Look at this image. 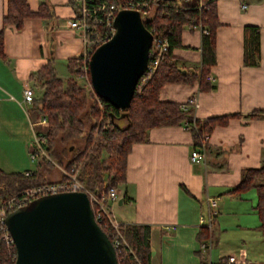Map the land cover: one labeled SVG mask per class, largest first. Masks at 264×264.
I'll list each match as a JSON object with an SVG mask.
<instances>
[{"label": "crops", "instance_id": "crops-1", "mask_svg": "<svg viewBox=\"0 0 264 264\" xmlns=\"http://www.w3.org/2000/svg\"><path fill=\"white\" fill-rule=\"evenodd\" d=\"M27 2L32 11L45 4L46 15L27 17L16 29L2 24L5 0H0L4 54L0 57V168L6 172L34 170L27 167L34 110L23 102V84H32L30 75L49 61L57 77H67L66 60L87 50L81 34L68 27L74 0ZM215 10L219 22L215 63L208 73L213 88L199 91L196 81L168 83L158 96L181 104L193 98L195 118L229 116L227 123L207 134L200 161L189 159L193 142L188 129L180 125L148 129L146 140L131 145L124 181L116 186L115 201L108 204L119 225H148L149 264H200L201 259L204 264H225L228 255L235 256L237 264H264V231L255 218V197L228 192L244 169L264 161V119L250 117L264 111V0H215ZM244 25L258 27L256 66L242 64ZM199 39V28L184 27L181 46L171 50L186 69L198 64ZM62 67L66 74L57 75ZM40 93L39 88L34 96ZM208 199L215 201L214 207L209 208ZM209 211H214L209 240L200 242L197 233L206 226ZM201 243L207 244L205 249H200Z\"/></svg>", "mask_w": 264, "mask_h": 264}, {"label": "trees", "instance_id": "trees-1", "mask_svg": "<svg viewBox=\"0 0 264 264\" xmlns=\"http://www.w3.org/2000/svg\"><path fill=\"white\" fill-rule=\"evenodd\" d=\"M107 1L117 4L123 0ZM197 3L198 0H155L152 14L143 21V25L153 37L167 42V50L160 56L152 75L140 87H137V81L125 110L117 109L95 96L89 85L87 70L88 85L77 82V74L83 71L82 60H87L91 51L67 59L68 76L63 79L55 75L50 61L30 75L32 85L41 89L40 95L34 96L31 108L47 120L43 132L45 155L63 169L77 167V178L95 195L124 181L126 155L133 143L146 140L148 129L180 125L189 130L194 148L214 126L227 123L229 116L195 118L191 98L181 104L161 100L158 96L160 88L168 83L192 84L196 81L199 91L213 88L205 76L215 63V28L219 25L215 0H199ZM45 10V4L32 11L27 0H5L2 24L20 29L25 18L44 16ZM184 27H198L200 30L199 61L197 66L187 69L171 54L173 48L181 46L180 33ZM0 57H4L3 30H0ZM258 61V27L244 25L242 64L256 66ZM250 117L264 119V111ZM120 118L123 123H119ZM51 167L50 160L38 155L36 169L27 176L21 171L6 172L0 168V197L5 199L25 188L50 182L43 177L42 170ZM250 189L254 191L253 209L258 225L264 231V161L256 168L244 169L239 182L228 192L242 194ZM99 225L106 233V229ZM118 230L127 248L115 251L117 263L149 264L148 225L122 224ZM208 237V227H200L198 241ZM15 255L13 244L0 241V264H13ZM200 264H204L202 259Z\"/></svg>", "mask_w": 264, "mask_h": 264}, {"label": "water", "instance_id": "water-1", "mask_svg": "<svg viewBox=\"0 0 264 264\" xmlns=\"http://www.w3.org/2000/svg\"><path fill=\"white\" fill-rule=\"evenodd\" d=\"M152 40L135 9H118L112 32L87 60L95 96L125 110L147 66ZM16 255L13 264H118L114 249L93 220L82 191L40 196L5 216Z\"/></svg>", "mask_w": 264, "mask_h": 264}, {"label": "built area", "instance_id": "built-area-1", "mask_svg": "<svg viewBox=\"0 0 264 264\" xmlns=\"http://www.w3.org/2000/svg\"><path fill=\"white\" fill-rule=\"evenodd\" d=\"M155 4V0H127L119 1L117 4L110 3L107 0H74V14L68 20V27L76 29L87 46V51H91L94 47L107 40L112 32V21L118 9L128 8L135 9L139 12L142 21H146L150 16V11ZM199 4V0L198 3ZM241 9L245 7L244 4L240 5ZM198 28V27H197ZM203 32H205L203 30ZM167 50V42L160 37H153L150 46L147 50V66L144 74L139 78L140 87L154 72L158 60L162 54ZM85 52V53H86ZM84 53V54H85ZM82 70L86 72V60H82ZM206 80L212 81V77L207 74ZM23 102L31 105L34 98V86L28 82L23 84ZM196 106L195 100L191 98V107ZM30 126L33 135V143L31 146V158L36 160V157L44 153L42 149L43 132L41 128L47 126L46 117L43 114L36 116V119H30ZM40 127V129H38ZM37 128V129H36ZM42 131V132H41ZM207 135H204L199 146H195L189 153L191 161H200L204 158L205 141ZM63 177L61 179L50 181L46 183L37 184L32 187L21 190L18 194L10 195L5 199L0 197V241L13 244V240L8 231L5 216L19 208L26 205L28 202L48 194L69 191H82L87 196L89 206L92 212L93 220L99 226L102 225L106 229V236L108 237L114 252H119L121 247L127 248L124 241H122L119 232V225L111 216L108 210V204L115 201L117 196L116 186H109L104 193L95 195L88 191L83 183L77 178L78 168H71L69 170H61ZM30 171H25L24 175H29ZM208 206L212 208L215 206V201L208 199ZM214 211H209L207 214L206 227L210 225L211 216ZM101 229V228H100ZM14 245V244H13ZM206 243L200 244V249H205ZM225 264H237V259L233 255H228L224 261Z\"/></svg>", "mask_w": 264, "mask_h": 264}, {"label": "rangeland", "instance_id": "rangeland-1", "mask_svg": "<svg viewBox=\"0 0 264 264\" xmlns=\"http://www.w3.org/2000/svg\"><path fill=\"white\" fill-rule=\"evenodd\" d=\"M154 6H155V4H154ZM154 6L152 7V9H151V11H150V14H152V11H153V8H154ZM61 71H63V72H59V70L57 71V75H64V74H66V70L62 67V69H61ZM76 79H77V82L79 83V84H82V85H88V81H87V77H86V75H85V72L84 71H82L81 73L79 72L78 74H77V76H76ZM37 89H39L36 85L34 86V92H36V90ZM35 95H36V93H35ZM37 96H39V95H37ZM40 113L39 112H35L34 111V113H32L31 115H32V119L34 120V119H36V116H38ZM46 128V127H45ZM45 128H44V130H45ZM37 129V128H36ZM38 129H40V127L38 128ZM43 130V129H42ZM42 132V131H41ZM29 138V137H28ZM32 143H33V136H32V139L31 140H29V142H28V153L30 154L31 153V146H32ZM60 146V145H59ZM42 149H44V146H43V143H42ZM40 156H42V157H44V159L46 160H50V162H52V167L50 168V169H46V170H42V175H43V177L46 179V180H48V181H55V180H57V179H60L61 178V175H62V167H60V166H58L57 164H55L49 157H47L46 155H45V153H42V154H40ZM28 161H27V167L28 168H31V169H36V160H32L31 161V158H29V156H28V159H27ZM16 169H23V168H16ZM9 170H10V168H9ZM63 170H66V169H63ZM242 194H244L246 197H249V198H253V190L252 189H250V190H248V191H246V192H244V193H242ZM256 218V217H255ZM257 220V219H256ZM208 240H209V238H208ZM123 241V240H122ZM224 241V240H223ZM249 245L247 244V247H248ZM213 255V251L211 250L210 251V255ZM252 254H254L253 252H251V255Z\"/></svg>", "mask_w": 264, "mask_h": 264}]
</instances>
